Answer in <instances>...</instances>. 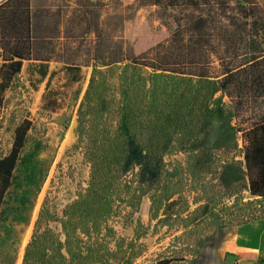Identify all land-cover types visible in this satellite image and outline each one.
I'll return each instance as SVG.
<instances>
[{
    "label": "trees",
    "instance_id": "trees-1",
    "mask_svg": "<svg viewBox=\"0 0 264 264\" xmlns=\"http://www.w3.org/2000/svg\"><path fill=\"white\" fill-rule=\"evenodd\" d=\"M134 3L127 12L155 8L173 28L170 37L134 57L124 42L119 57L104 59L97 40L76 112L74 148L89 166L87 186L60 216L42 204L22 264H138L150 233L170 242L147 264H196L212 234L264 220V5ZM42 30L33 0L0 2V111L26 61L38 63L30 72L35 68L42 81L49 63L59 60L46 51ZM70 59L63 71L73 84L81 66ZM117 64L115 90L102 67ZM43 102L48 111L64 109L57 97ZM211 116L223 120L215 139ZM33 128L29 119L19 121L11 149L0 158V216L11 201L32 204L48 177L39 156L44 143L32 144ZM179 154L184 163L171 159ZM237 172L239 180L225 185L224 177ZM14 186L22 188L20 196ZM144 197L148 226L134 220ZM54 223L61 232L50 227ZM121 225L134 226L133 238L118 234Z\"/></svg>",
    "mask_w": 264,
    "mask_h": 264
},
{
    "label": "rangeland",
    "instance_id": "rangeland-1",
    "mask_svg": "<svg viewBox=\"0 0 264 264\" xmlns=\"http://www.w3.org/2000/svg\"><path fill=\"white\" fill-rule=\"evenodd\" d=\"M2 1L4 0H0ZM134 2L135 0H33L40 12L42 36L47 43L46 51L49 55H57L59 60L49 63V76L42 81L35 68L30 72V67L38 63L26 61L19 82L5 94L4 107L0 111V158L11 149L13 128L22 119H29L34 124L30 132L32 144L39 140L44 143L39 156L49 174L32 204L11 201L4 206V213L0 216V264H22L24 249L35 231V222L44 202L51 212L60 216L65 207L87 186L89 166L81 150L74 148L78 140L76 112L91 77L89 63L93 59L97 40L100 43L96 52L104 59L110 55L119 57L124 42L129 56L134 57L144 54L170 37L173 28L166 27L158 19L153 12L155 8L137 9L135 6L127 12L126 8L133 6ZM129 15L130 18L127 19ZM67 57L71 58L70 62L81 66V79L77 83L69 84L68 73L63 71V62H66ZM120 67V64L102 67L115 90L118 89ZM142 70L146 76L151 73L149 69ZM52 72L56 75L50 78ZM46 96L48 99L57 97L64 109L52 112L46 110L43 102ZM209 118L211 139H215L223 120L216 116ZM171 159L185 162L182 154ZM239 178L238 172L229 174L224 177L225 185H232ZM12 191L18 196L23 192L17 186ZM141 203L134 220H140L148 226V197H144ZM50 227L61 232L60 225L56 223ZM231 229L233 228L212 234L201 252H216L225 234ZM133 231L134 226L118 227L121 237L131 239ZM143 242L147 245V254L139 259L138 264H147L155 258L162 247H167L170 239L164 237L158 241V236L153 237L150 233Z\"/></svg>",
    "mask_w": 264,
    "mask_h": 264
},
{
    "label": "crops",
    "instance_id": "crops-1",
    "mask_svg": "<svg viewBox=\"0 0 264 264\" xmlns=\"http://www.w3.org/2000/svg\"><path fill=\"white\" fill-rule=\"evenodd\" d=\"M264 5V0H259ZM216 252L201 253L196 264H264V220L231 229Z\"/></svg>",
    "mask_w": 264,
    "mask_h": 264
}]
</instances>
